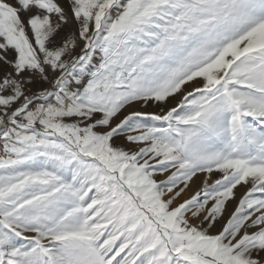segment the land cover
Instances as JSON below:
<instances>
[{
    "label": "snow or ice",
    "instance_id": "obj_1",
    "mask_svg": "<svg viewBox=\"0 0 264 264\" xmlns=\"http://www.w3.org/2000/svg\"><path fill=\"white\" fill-rule=\"evenodd\" d=\"M0 264H264V0H0Z\"/></svg>",
    "mask_w": 264,
    "mask_h": 264
},
{
    "label": "rangeland",
    "instance_id": "obj_2",
    "mask_svg": "<svg viewBox=\"0 0 264 264\" xmlns=\"http://www.w3.org/2000/svg\"><path fill=\"white\" fill-rule=\"evenodd\" d=\"M163 178H164V177H160V176L157 177V179H163ZM198 183H199V182H197V184H198ZM195 187H196V184L193 185V188H195ZM243 190H244V189H242V188L239 189L237 194L239 195L240 192H243ZM191 191H192V189H189L188 191H186V192L180 197V200H182V199H184V198H187V196L191 194ZM177 202H179V201H177ZM230 207H231V206H230Z\"/></svg>",
    "mask_w": 264,
    "mask_h": 264
}]
</instances>
